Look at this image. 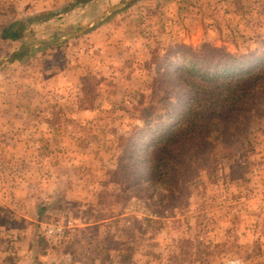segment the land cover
I'll return each instance as SVG.
<instances>
[{"label": "rangeland", "instance_id": "obj_1", "mask_svg": "<svg viewBox=\"0 0 264 264\" xmlns=\"http://www.w3.org/2000/svg\"><path fill=\"white\" fill-rule=\"evenodd\" d=\"M133 3L88 0L10 41L14 21L70 3L10 21L0 0V264H264V105L242 111L236 137L222 138L226 120L196 125L184 168L144 173L191 103L169 93L196 81L221 113L227 92L207 78L264 64V0H141L117 15Z\"/></svg>", "mask_w": 264, "mask_h": 264}, {"label": "trees", "instance_id": "obj_2", "mask_svg": "<svg viewBox=\"0 0 264 264\" xmlns=\"http://www.w3.org/2000/svg\"><path fill=\"white\" fill-rule=\"evenodd\" d=\"M85 2H88V0H74L70 4L65 5V8L57 10V12L51 11L39 13L34 16L31 15L25 20V23L23 21H14L3 29L1 38L6 40L10 39V41L19 40L23 37L22 30L25 28L26 23L38 24L49 22L52 18H55V16L60 19L69 9H76ZM71 29V27H67L64 30L69 31ZM63 31L62 29L59 30V28H56L53 34H62ZM50 37L41 39V41L47 42ZM33 39L36 41L39 38L34 36ZM24 40V45L32 41L30 37L27 39L24 38ZM233 64H235L233 61H227L224 67H231ZM247 72L245 74H238L237 72L227 77H216L211 75L209 79L207 78V80L214 83V89L209 93L213 94L216 93V91L222 92V90L227 92L225 96L227 105L221 108V113L203 110L202 95L204 87H201V84H196V81L191 85L184 86L182 90L178 88V90H176L177 92L170 91L174 93H169V95L175 94L178 98H187L188 96L191 99V103L190 106L183 111L185 113L184 121H182L178 127L173 130L171 129L172 131L168 130L170 132L158 138L156 142L162 143V145H157L153 149L151 156L152 160L150 157L148 159H145L144 156L142 157L143 160H147L144 173L151 171L159 177H162V173L165 172L169 166L172 167L174 171L184 168L188 162V156L186 155L187 147H184L185 145L183 146V144H185L184 140L190 139L188 138L191 135L189 133L194 132L196 125L197 128L200 125L202 128L200 132L205 134L210 132L216 123L225 124V120L230 124L237 125L232 127V133L228 131L226 133L223 132L222 138L224 140L227 137H236L238 131L246 129L244 127L247 122L246 119L241 116L243 113L242 111L246 112L248 109L253 108L255 104H258L260 107L264 105V64L259 69ZM165 98L167 97L165 96ZM165 98H162V102H166ZM171 105L175 106L176 103L171 102ZM166 107H169V103L166 104ZM218 117L224 121H219ZM188 151L190 152V148H188ZM178 165L179 167H177Z\"/></svg>", "mask_w": 264, "mask_h": 264}, {"label": "crops", "instance_id": "obj_3", "mask_svg": "<svg viewBox=\"0 0 264 264\" xmlns=\"http://www.w3.org/2000/svg\"><path fill=\"white\" fill-rule=\"evenodd\" d=\"M73 1L74 0H10V21H14L13 19H15L16 17L21 18L24 16H29L32 12L57 8L63 4L71 3ZM110 1H112L113 3V1H118V0H110ZM140 4H141V0H134L133 5L131 4L132 6L124 7L120 9L117 15L119 16L125 15L126 11L133 8L134 6L138 10H140L137 7V5ZM103 13L104 11L102 12V14ZM104 24H103V28L106 27V25ZM15 63H18V65L21 64L19 60H12V61L10 60V65H15ZM65 259L68 260L67 258Z\"/></svg>", "mask_w": 264, "mask_h": 264}, {"label": "built area", "instance_id": "obj_4", "mask_svg": "<svg viewBox=\"0 0 264 264\" xmlns=\"http://www.w3.org/2000/svg\"><path fill=\"white\" fill-rule=\"evenodd\" d=\"M62 231H63V228L62 227H60V226H53V227H49L48 228L47 233L50 236L58 237V236L61 235Z\"/></svg>", "mask_w": 264, "mask_h": 264}]
</instances>
